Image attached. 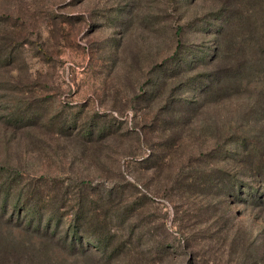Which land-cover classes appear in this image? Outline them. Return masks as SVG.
<instances>
[{"label": "rangeland", "instance_id": "obj_1", "mask_svg": "<svg viewBox=\"0 0 264 264\" xmlns=\"http://www.w3.org/2000/svg\"><path fill=\"white\" fill-rule=\"evenodd\" d=\"M27 194L154 264H264V0H0V264L57 250Z\"/></svg>", "mask_w": 264, "mask_h": 264}, {"label": "trees", "instance_id": "obj_2", "mask_svg": "<svg viewBox=\"0 0 264 264\" xmlns=\"http://www.w3.org/2000/svg\"><path fill=\"white\" fill-rule=\"evenodd\" d=\"M85 135L88 136L89 131ZM28 196L29 194L19 212L16 206L13 207L15 218L12 215L8 219H16L20 223L18 225L23 224L28 232L47 239L57 250H52L49 255L36 249L34 258L24 260V256H20L19 263L42 264L37 257L42 252L46 264H154L155 261L143 257V252L131 251L127 244L118 241L116 236L93 227L91 218L85 215L90 201L78 203L72 213L68 214L59 213V209L50 208L42 200L34 202L33 198ZM6 214L7 208L2 204L0 216ZM84 259L88 261L84 263Z\"/></svg>", "mask_w": 264, "mask_h": 264}]
</instances>
